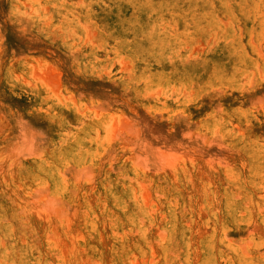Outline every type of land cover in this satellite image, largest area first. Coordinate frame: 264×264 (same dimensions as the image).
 Segmentation results:
<instances>
[{"label": "rangeland", "instance_id": "1", "mask_svg": "<svg viewBox=\"0 0 264 264\" xmlns=\"http://www.w3.org/2000/svg\"><path fill=\"white\" fill-rule=\"evenodd\" d=\"M0 264H264V0H0Z\"/></svg>", "mask_w": 264, "mask_h": 264}]
</instances>
